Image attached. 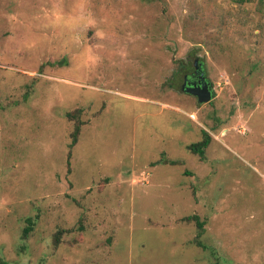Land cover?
<instances>
[{
	"label": "rangeland",
	"instance_id": "obj_1",
	"mask_svg": "<svg viewBox=\"0 0 264 264\" xmlns=\"http://www.w3.org/2000/svg\"><path fill=\"white\" fill-rule=\"evenodd\" d=\"M0 258L264 264V0H0Z\"/></svg>",
	"mask_w": 264,
	"mask_h": 264
},
{
	"label": "trees",
	"instance_id": "obj_2",
	"mask_svg": "<svg viewBox=\"0 0 264 264\" xmlns=\"http://www.w3.org/2000/svg\"><path fill=\"white\" fill-rule=\"evenodd\" d=\"M66 117L69 118L70 120H72V118H76L72 115V113H67ZM79 124L80 123L75 124L73 132L71 134V138H72L71 146H74L77 142V138H78V135L80 132V125ZM202 134H203V139L201 141H198L196 143L188 145L187 148L191 153L198 155L201 160H204L205 159V150L209 145L210 137H209L208 133L205 131H202ZM185 220H187V221L188 220H195L196 225L199 228V230H202L203 224L198 221V218L196 216L187 217V218H185ZM28 223H29L28 226H26L23 230V238L24 239L27 238V235L32 230L33 223L30 219H28ZM197 244L199 247L205 248L200 242H197ZM0 264H8V263L0 258Z\"/></svg>",
	"mask_w": 264,
	"mask_h": 264
},
{
	"label": "water",
	"instance_id": "obj_3",
	"mask_svg": "<svg viewBox=\"0 0 264 264\" xmlns=\"http://www.w3.org/2000/svg\"><path fill=\"white\" fill-rule=\"evenodd\" d=\"M202 76V75H201ZM183 92L189 94L197 99L198 104L209 103L213 99V89L210 88L208 82L203 79L202 83L198 86H187L182 89Z\"/></svg>",
	"mask_w": 264,
	"mask_h": 264
},
{
	"label": "flooded vegetation",
	"instance_id": "obj_4",
	"mask_svg": "<svg viewBox=\"0 0 264 264\" xmlns=\"http://www.w3.org/2000/svg\"><path fill=\"white\" fill-rule=\"evenodd\" d=\"M203 79H205L207 81V78L205 76V72L203 70L202 63L198 59H195L193 62L192 70L190 72L183 74L182 89L185 88L186 85L187 86H195V85L199 86L202 83ZM208 84H209L210 88H212L209 82H208Z\"/></svg>",
	"mask_w": 264,
	"mask_h": 264
}]
</instances>
